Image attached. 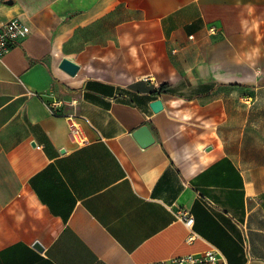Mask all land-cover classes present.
<instances>
[{
    "label": "crops",
    "instance_id": "obj_1",
    "mask_svg": "<svg viewBox=\"0 0 264 264\" xmlns=\"http://www.w3.org/2000/svg\"><path fill=\"white\" fill-rule=\"evenodd\" d=\"M13 18L30 32L0 58V264L209 245L264 264V0H0V25Z\"/></svg>",
    "mask_w": 264,
    "mask_h": 264
},
{
    "label": "built area",
    "instance_id": "obj_2",
    "mask_svg": "<svg viewBox=\"0 0 264 264\" xmlns=\"http://www.w3.org/2000/svg\"><path fill=\"white\" fill-rule=\"evenodd\" d=\"M214 33L215 29L210 28ZM30 32L29 27L17 18H13L0 25V58L4 57L9 50L20 40L24 39ZM62 104L60 100L50 102L51 111L56 114V108ZM69 136L75 143L85 141L80 124V117L76 114L67 116ZM176 218L183 223L187 229L186 241L191 242L198 237L193 229L194 218L188 211H175ZM137 264H227L223 255L214 246L209 245L205 250L183 255L173 256L163 260L151 261Z\"/></svg>",
    "mask_w": 264,
    "mask_h": 264
},
{
    "label": "water",
    "instance_id": "obj_3",
    "mask_svg": "<svg viewBox=\"0 0 264 264\" xmlns=\"http://www.w3.org/2000/svg\"><path fill=\"white\" fill-rule=\"evenodd\" d=\"M59 68L71 76L75 75L76 72L78 71V66L75 63H73V62H71L65 58L61 60V62L59 64ZM149 106L153 112H159L163 108V104H162V101L160 99H155V100L151 101ZM132 135L135 138V140L137 141V143L142 147H145V146L154 142V138H153L149 128L146 125H142L139 128H137L132 133ZM34 247H36L38 249H42V247L40 246V244L38 242H34Z\"/></svg>",
    "mask_w": 264,
    "mask_h": 264
}]
</instances>
